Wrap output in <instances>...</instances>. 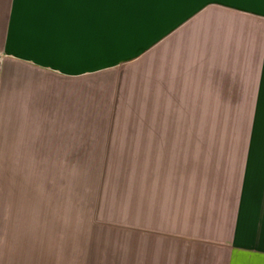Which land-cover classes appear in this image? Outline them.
I'll return each instance as SVG.
<instances>
[{
	"label": "crops",
	"instance_id": "0c3cea01",
	"mask_svg": "<svg viewBox=\"0 0 264 264\" xmlns=\"http://www.w3.org/2000/svg\"><path fill=\"white\" fill-rule=\"evenodd\" d=\"M0 56L13 58L0 74L20 78L12 131L0 141L44 163L24 167H53L47 154L60 144L59 153L72 145L82 163L78 150L90 146L95 168L121 157L141 170L140 203L129 205L127 187L123 240L108 264H264V146L240 145L238 179L214 181L212 145L200 139L212 134L178 127L186 107L190 121L202 106L264 110V0H0ZM53 72L103 80L89 96L101 99L91 102L104 115L97 121H120L125 105L151 114L128 119L140 128L75 129L73 119H86L67 111L82 107L55 99ZM258 115L247 120L263 121Z\"/></svg>",
	"mask_w": 264,
	"mask_h": 264
},
{
	"label": "rangeland",
	"instance_id": "374dc122",
	"mask_svg": "<svg viewBox=\"0 0 264 264\" xmlns=\"http://www.w3.org/2000/svg\"><path fill=\"white\" fill-rule=\"evenodd\" d=\"M12 63L13 58L0 56V65L3 67L6 68ZM6 74L7 72L0 74L2 136L12 131L13 96L18 92L20 79L14 78L11 73ZM3 75L6 78L2 86ZM52 79L57 101L62 94L65 98L63 106L75 102L82 107L80 113L77 110L72 114V111H67L68 118L86 119L79 122L73 119L75 129L79 127L85 131L100 130L105 128L101 127L104 123L113 127L114 122L97 121L104 115L93 107L91 102H99L101 99L96 97L97 95L94 98L89 97L91 92L103 91L99 86V81L103 80L96 77L79 80L77 77L64 76L56 72L52 73ZM95 80L98 83L94 88L92 84ZM80 84L84 88H80ZM81 92H84V96L78 99V103L77 96H80ZM59 102L56 104L59 105ZM73 107H76L75 104ZM202 107L195 109L198 120L191 121L186 107L185 113H180L178 127L195 128L206 133L210 131L211 136L206 135L200 139L204 141L203 144L207 142L212 145L209 156L210 160L212 159L214 181H219L218 175L237 180L243 160V150L239 149V146L248 142L264 146V120L250 121L247 118L257 117L260 112L264 113V110L260 106H255L253 114L254 106H244L243 110L241 106H212L211 110L210 106H207L205 113L203 109L199 110ZM166 110V115L173 117L172 109ZM155 112L154 106L153 113ZM147 114H151L147 111V106L125 105L118 114L120 121H116L114 127L140 128V121L128 119H139L146 117ZM206 117L207 119H199ZM54 124L57 122L54 121ZM171 124L172 122L168 123V128L172 127ZM253 129L254 138L251 139L250 130ZM2 140L0 264H108L110 247L113 246L114 253L117 251L116 243L123 240V231L118 226H123L125 221L128 206L127 187L132 188L129 190V205L135 206L140 203L141 170L123 167L126 163L121 157L117 158L118 161L115 159L109 163L115 167L95 168L92 165L101 162L96 159L98 156L90 146L78 150L85 156L82 163L73 156L76 155V151H73L75 148L72 145H65L62 153H59L60 147L62 148L60 144L54 145L57 152L47 154L49 159L46 162L53 167L29 169L24 165L44 163L20 158L19 156L23 154L13 153L12 142L6 144ZM261 155L264 159V151ZM62 165L85 167H57ZM102 171L104 185L99 192L96 181ZM152 171L155 174L156 170Z\"/></svg>",
	"mask_w": 264,
	"mask_h": 264
},
{
	"label": "trees",
	"instance_id": "16d2710c",
	"mask_svg": "<svg viewBox=\"0 0 264 264\" xmlns=\"http://www.w3.org/2000/svg\"><path fill=\"white\" fill-rule=\"evenodd\" d=\"M257 137V136H256ZM104 170V169H103ZM104 172L102 171L101 174L99 175V178L97 179V186H98V191L100 192L103 188L104 185Z\"/></svg>",
	"mask_w": 264,
	"mask_h": 264
},
{
	"label": "snow or ice",
	"instance_id": "6c2138e0",
	"mask_svg": "<svg viewBox=\"0 0 264 264\" xmlns=\"http://www.w3.org/2000/svg\"><path fill=\"white\" fill-rule=\"evenodd\" d=\"M128 2L154 3V2H166V0H128Z\"/></svg>",
	"mask_w": 264,
	"mask_h": 264
}]
</instances>
